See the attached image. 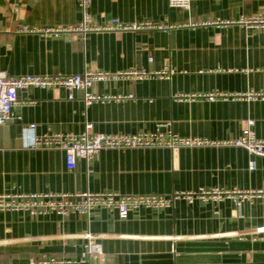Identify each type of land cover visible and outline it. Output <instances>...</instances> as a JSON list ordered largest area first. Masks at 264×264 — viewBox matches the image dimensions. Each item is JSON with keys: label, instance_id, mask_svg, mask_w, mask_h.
I'll return each mask as SVG.
<instances>
[{"label": "crops", "instance_id": "obj_1", "mask_svg": "<svg viewBox=\"0 0 264 264\" xmlns=\"http://www.w3.org/2000/svg\"><path fill=\"white\" fill-rule=\"evenodd\" d=\"M90 14L101 27L114 18L173 27L84 34L73 29L82 20L78 0H0V70L13 77L86 69L159 74L95 81L90 92L127 98L89 106L83 91H74L73 99L63 87L20 91L13 117L0 126V194L264 190V157L220 144L240 137L249 118L264 138V99H177L264 92V24L243 21L264 17V0H192L189 9L170 7L168 0H92ZM57 27L72 29L41 31ZM87 122L96 133L172 131L219 144L102 149L90 163L78 159L75 169L68 168L64 149L25 146L30 135L24 128L31 124L41 137L80 134ZM250 158L257 164L253 171ZM86 231L99 237L100 264L264 262V197L241 206L229 197L193 203L181 198L172 207L142 208L126 219L96 209L89 222L79 214L0 211V264L48 257L89 264Z\"/></svg>", "mask_w": 264, "mask_h": 264}, {"label": "built area", "instance_id": "obj_2", "mask_svg": "<svg viewBox=\"0 0 264 264\" xmlns=\"http://www.w3.org/2000/svg\"><path fill=\"white\" fill-rule=\"evenodd\" d=\"M82 12V20L78 27L73 28L84 34L89 31H99L102 29L110 30H139V29H168L172 25L155 24L151 21L126 24L119 19L114 18L106 27L95 25L90 14L92 0H78ZM170 7H180L189 9L192 0H168ZM246 23L264 24V17H248L243 20ZM72 28L57 27L45 28L41 30L46 35H59L62 32ZM24 31H28L23 27ZM152 60V57H150ZM172 70L167 72L171 75ZM155 73L145 69H134L121 73H111L109 71L86 69L77 74H46L34 75L26 74L19 77L7 75L5 71L0 70V126L4 125L13 117V109L19 102V92L30 87H39L42 89L63 87L69 92V99L74 98V91L84 92V101L87 106L96 102H110L121 100L127 97L123 95L97 94L90 92V88L95 81H104L118 78L144 79L151 77ZM131 97V96H129ZM197 97L206 98L215 101L220 98H243L264 99V92H250L247 95L241 93H222L212 92L200 95H182L177 99ZM255 120L247 119L246 126L240 137L222 141L220 144L234 145L243 147L251 156L264 157V138L259 137L254 129ZM93 124L86 123L85 130L80 134H61L51 133L41 137L35 135V124L24 128V132L30 135V139L25 143L27 147L41 148H61L66 152V163L69 169H75L78 159H85L90 163L102 149H134V148H153V147H181V146H199L219 144L208 139L200 137H185L172 131L162 132H141L135 134L127 133H96L92 131ZM256 160L250 158L249 169H256ZM225 197L232 198L238 206H241L246 199L253 197H264V190L243 191V190H225L220 188L202 189L192 192H175L171 195L161 194H121L113 192H91L83 193H20V194H0V211L26 212L33 216L57 213L63 217L71 214L85 216L88 222L91 220L92 212L96 209L108 211H117L122 219H126L132 212L142 209H164L172 207L177 199L184 198L189 203L196 199L219 201ZM82 237L87 241L86 248L90 257L102 256V246L97 239L98 235L91 231H86ZM93 255V256H92ZM88 258L80 259L84 263ZM70 261L59 259L57 257H48L33 260L31 264H68ZM73 263H77L74 261Z\"/></svg>", "mask_w": 264, "mask_h": 264}, {"label": "water", "instance_id": "obj_3", "mask_svg": "<svg viewBox=\"0 0 264 264\" xmlns=\"http://www.w3.org/2000/svg\"><path fill=\"white\" fill-rule=\"evenodd\" d=\"M89 264H100L99 258L98 257L90 258ZM237 264H264V262L237 263Z\"/></svg>", "mask_w": 264, "mask_h": 264}]
</instances>
